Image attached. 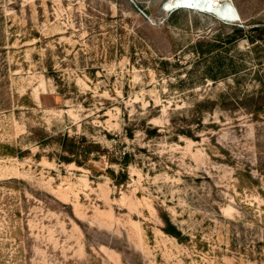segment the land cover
Listing matches in <instances>:
<instances>
[{"label":"rangeland","instance_id":"rangeland-1","mask_svg":"<svg viewBox=\"0 0 264 264\" xmlns=\"http://www.w3.org/2000/svg\"><path fill=\"white\" fill-rule=\"evenodd\" d=\"M229 2L233 22L177 0H0V264H264V101L245 95L264 40L224 45L241 75L187 74L196 41L264 22V0Z\"/></svg>","mask_w":264,"mask_h":264},{"label":"trees","instance_id":"trees-1","mask_svg":"<svg viewBox=\"0 0 264 264\" xmlns=\"http://www.w3.org/2000/svg\"><path fill=\"white\" fill-rule=\"evenodd\" d=\"M178 10L172 12L168 19L172 18ZM235 26V30L231 35L226 37H222L217 35L213 40H198L191 46V51L193 55H195L196 60L194 63V69H191L187 72L188 76L192 75H201L204 78H210L213 81L219 80V76H238L243 73V71L247 68L244 62V54L242 51L238 50V54H229V46L228 43L235 44L239 41V39H247L248 42L254 44L256 47L257 41L264 40V22H256L253 25L245 24L242 26ZM254 47V48H255ZM252 52V49L249 50ZM160 64L163 66V69L166 73H169L170 66L172 63L168 59H159ZM178 64V63H176ZM256 78L258 80V88L253 92H247L245 95L253 97L256 101L258 100L259 108L257 111L262 110V101H264V72L257 71ZM238 82V86H240V82ZM204 85V83L202 84ZM174 86V85H172ZM176 86L179 87L182 93L185 90H193L197 85L194 80L189 79H180ZM201 86V85H200ZM237 86L233 84H229V88H236ZM234 94L230 93L228 96L232 99ZM216 107V100L205 97V98H197L190 107L184 112H177V115L171 119V124L173 125L174 133L179 135H186L189 137H194V132L191 129V125L194 123L199 124V126H203V118L207 112L212 111ZM212 127L215 126V123L210 124ZM65 140L71 139V144L66 148L62 145L64 151L71 153L72 155L78 153V149H81L78 146V142H76L75 138H70L67 134L64 135ZM69 147V148H67ZM81 155V154H80ZM65 157V156H64ZM74 158H68V163H77L82 165L81 160L74 155ZM76 157V158H75ZM129 163V154L125 153L123 156V167L124 171H120L118 176H115L114 172L112 173V177L116 179L117 184L121 185L125 183L128 179V172L126 171V166ZM166 232L171 235L177 237L182 241L183 236L182 232L171 222H169L168 227H166Z\"/></svg>","mask_w":264,"mask_h":264},{"label":"bare ground","instance_id":"bare-ground-1","mask_svg":"<svg viewBox=\"0 0 264 264\" xmlns=\"http://www.w3.org/2000/svg\"><path fill=\"white\" fill-rule=\"evenodd\" d=\"M179 7H174L175 9H190L195 10L199 9L203 12L214 13L223 20V21H235L234 18L236 14L233 12V6L229 0H177ZM171 4V2H170ZM215 4H218L220 7H216ZM167 9V7H164ZM169 8V6H168Z\"/></svg>","mask_w":264,"mask_h":264},{"label":"built area","instance_id":"built-area-1","mask_svg":"<svg viewBox=\"0 0 264 264\" xmlns=\"http://www.w3.org/2000/svg\"><path fill=\"white\" fill-rule=\"evenodd\" d=\"M216 5V7H220L218 4H215ZM141 12L144 14V15H146L145 13H144V11H142L141 10ZM212 14H214V13H212ZM217 16V15H216Z\"/></svg>","mask_w":264,"mask_h":264},{"label":"water","instance_id":"water-1","mask_svg":"<svg viewBox=\"0 0 264 264\" xmlns=\"http://www.w3.org/2000/svg\"><path fill=\"white\" fill-rule=\"evenodd\" d=\"M166 3H164V5L163 6H165L166 7ZM173 11V10H172ZM148 19L150 20V22H152L153 23V21L148 17Z\"/></svg>","mask_w":264,"mask_h":264}]
</instances>
